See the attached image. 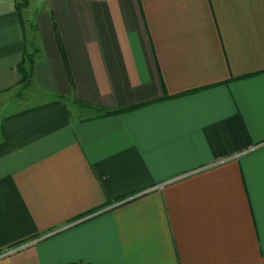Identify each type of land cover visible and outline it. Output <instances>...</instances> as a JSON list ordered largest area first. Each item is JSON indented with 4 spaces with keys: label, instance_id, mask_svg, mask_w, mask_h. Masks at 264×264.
<instances>
[{
    "label": "crops",
    "instance_id": "1",
    "mask_svg": "<svg viewBox=\"0 0 264 264\" xmlns=\"http://www.w3.org/2000/svg\"><path fill=\"white\" fill-rule=\"evenodd\" d=\"M27 2L0 0V252L34 244L0 264H264V0Z\"/></svg>",
    "mask_w": 264,
    "mask_h": 264
},
{
    "label": "trees",
    "instance_id": "2",
    "mask_svg": "<svg viewBox=\"0 0 264 264\" xmlns=\"http://www.w3.org/2000/svg\"><path fill=\"white\" fill-rule=\"evenodd\" d=\"M22 2L23 3L21 5L17 6V9H18L20 17H21V13H22L23 9L28 4L27 0H22ZM18 71H19V74H20V77H21L19 84L20 85H27L31 81V79L33 78L34 71H35V63L33 61L32 55H30V54H26L25 55L22 64L18 68ZM61 100H64V99L61 98ZM75 104H77L81 108H90V107H88L86 105H83V104H81L79 102H76ZM133 109L134 108L125 109L123 111H117V112H109V113L107 112V113H104V116L118 115V114L130 111V110H133Z\"/></svg>",
    "mask_w": 264,
    "mask_h": 264
},
{
    "label": "built area",
    "instance_id": "3",
    "mask_svg": "<svg viewBox=\"0 0 264 264\" xmlns=\"http://www.w3.org/2000/svg\"><path fill=\"white\" fill-rule=\"evenodd\" d=\"M33 244H34V241L29 242V243H25L21 246H18V247L12 248V249H7L5 251H2V252H0V260L5 259V258L17 253L18 251L23 250V249H25V248L33 245Z\"/></svg>",
    "mask_w": 264,
    "mask_h": 264
},
{
    "label": "rangeland",
    "instance_id": "4",
    "mask_svg": "<svg viewBox=\"0 0 264 264\" xmlns=\"http://www.w3.org/2000/svg\"><path fill=\"white\" fill-rule=\"evenodd\" d=\"M23 95V94H22ZM0 117H2V116H0Z\"/></svg>",
    "mask_w": 264,
    "mask_h": 264
}]
</instances>
